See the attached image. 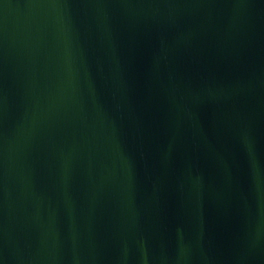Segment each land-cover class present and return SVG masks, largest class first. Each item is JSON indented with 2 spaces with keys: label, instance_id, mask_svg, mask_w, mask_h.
<instances>
[{
  "label": "water",
  "instance_id": "95a60500",
  "mask_svg": "<svg viewBox=\"0 0 264 264\" xmlns=\"http://www.w3.org/2000/svg\"><path fill=\"white\" fill-rule=\"evenodd\" d=\"M0 264H264V0H0Z\"/></svg>",
  "mask_w": 264,
  "mask_h": 264
}]
</instances>
